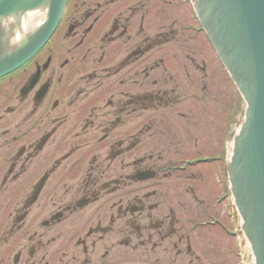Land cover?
<instances>
[{
  "label": "flooded vegetation",
  "instance_id": "1",
  "mask_svg": "<svg viewBox=\"0 0 264 264\" xmlns=\"http://www.w3.org/2000/svg\"><path fill=\"white\" fill-rule=\"evenodd\" d=\"M232 142L190 0H69L0 79V264H240Z\"/></svg>",
  "mask_w": 264,
  "mask_h": 264
},
{
  "label": "water",
  "instance_id": "2",
  "mask_svg": "<svg viewBox=\"0 0 264 264\" xmlns=\"http://www.w3.org/2000/svg\"><path fill=\"white\" fill-rule=\"evenodd\" d=\"M67 0H0V76L28 60L55 30ZM199 17L248 103L229 167L233 196L251 244L254 264H264V0H199ZM45 24L11 44L28 12ZM247 249V264L254 261ZM251 260V261H250ZM253 264V263H251Z\"/></svg>",
  "mask_w": 264,
  "mask_h": 264
},
{
  "label": "rangeland",
  "instance_id": "3",
  "mask_svg": "<svg viewBox=\"0 0 264 264\" xmlns=\"http://www.w3.org/2000/svg\"><path fill=\"white\" fill-rule=\"evenodd\" d=\"M233 107L237 108V114L233 115V116H237V118L239 119L237 124L239 125L240 120L242 118V114H243L244 108H245V104L243 103V105H242L240 103V105L238 106V102H236V95L234 94V92H233Z\"/></svg>",
  "mask_w": 264,
  "mask_h": 264
},
{
  "label": "bare ground",
  "instance_id": "4",
  "mask_svg": "<svg viewBox=\"0 0 264 264\" xmlns=\"http://www.w3.org/2000/svg\"><path fill=\"white\" fill-rule=\"evenodd\" d=\"M244 118H246V116H244ZM244 118H243L242 124H243V122H244Z\"/></svg>",
  "mask_w": 264,
  "mask_h": 264
}]
</instances>
